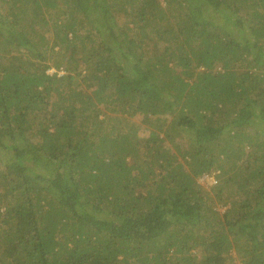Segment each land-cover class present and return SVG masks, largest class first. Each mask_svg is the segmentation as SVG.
<instances>
[{
	"label": "trees",
	"instance_id": "1",
	"mask_svg": "<svg viewBox=\"0 0 264 264\" xmlns=\"http://www.w3.org/2000/svg\"><path fill=\"white\" fill-rule=\"evenodd\" d=\"M236 260L264 264V0H0V264Z\"/></svg>",
	"mask_w": 264,
	"mask_h": 264
},
{
	"label": "rangeland",
	"instance_id": "2",
	"mask_svg": "<svg viewBox=\"0 0 264 264\" xmlns=\"http://www.w3.org/2000/svg\"><path fill=\"white\" fill-rule=\"evenodd\" d=\"M54 70L55 69H52L50 72H54ZM133 121H134L135 125L137 126V128L139 129L140 133L142 135H144V126L142 124H140V122L136 118H134ZM218 175L220 176V171H211L209 174L202 175L199 178L198 182L201 183L202 185L204 184L206 186L212 185L211 182H214L215 178H218ZM222 207L227 208L228 205H227V207H225V206H222ZM236 264H241V263L239 260H236Z\"/></svg>",
	"mask_w": 264,
	"mask_h": 264
},
{
	"label": "bare ground",
	"instance_id": "3",
	"mask_svg": "<svg viewBox=\"0 0 264 264\" xmlns=\"http://www.w3.org/2000/svg\"><path fill=\"white\" fill-rule=\"evenodd\" d=\"M52 70V68L51 69H49L48 71L50 72Z\"/></svg>",
	"mask_w": 264,
	"mask_h": 264
}]
</instances>
